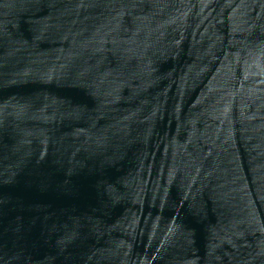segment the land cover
<instances>
[{"label": "water", "instance_id": "water-1", "mask_svg": "<svg viewBox=\"0 0 264 264\" xmlns=\"http://www.w3.org/2000/svg\"><path fill=\"white\" fill-rule=\"evenodd\" d=\"M0 264H264V0H0Z\"/></svg>", "mask_w": 264, "mask_h": 264}]
</instances>
